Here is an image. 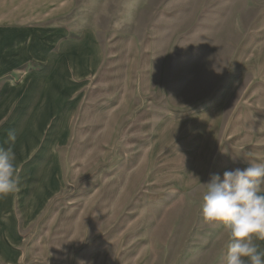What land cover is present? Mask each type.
Returning <instances> with one entry per match:
<instances>
[{
    "label": "rangeland",
    "instance_id": "rangeland-1",
    "mask_svg": "<svg viewBox=\"0 0 264 264\" xmlns=\"http://www.w3.org/2000/svg\"><path fill=\"white\" fill-rule=\"evenodd\" d=\"M17 27L31 28L0 38V73L29 57L46 59L49 71L23 82L0 147L33 143L29 130L50 111L62 112L51 131L59 137V75L67 62L86 72L56 146L61 183L25 231L47 232L42 262L224 264L227 233L202 216L203 183L246 161L264 164V0H0V30ZM62 33L81 39L61 43L55 58L50 44ZM39 67L0 75V114L20 89L2 97L4 85ZM43 153L30 171L40 198L57 184L55 154L48 149L42 166ZM26 176L20 187L31 184Z\"/></svg>",
    "mask_w": 264,
    "mask_h": 264
},
{
    "label": "crops",
    "instance_id": "crops-1",
    "mask_svg": "<svg viewBox=\"0 0 264 264\" xmlns=\"http://www.w3.org/2000/svg\"><path fill=\"white\" fill-rule=\"evenodd\" d=\"M31 27H17L13 28L11 30H8V32H3V30H0V38L2 39L3 35L6 33H10L14 30H26ZM43 28V27H41ZM45 30H48L47 28H44ZM60 29V28H59ZM63 34L60 35L52 44H50L49 52L50 54L53 55L55 58H62L63 57V51L60 49V44L67 42L69 40L72 41H79L80 39H75L74 37L72 39H63ZM82 37V36H81ZM95 41V39H94ZM68 43V42H67ZM96 44V42H95ZM97 59V55L95 57V62ZM27 62H33L36 64H40L39 69L36 70H30L25 73H27L26 77L23 78V80L20 83H12V82H7L4 85V88L1 91V94L3 92V96H5L6 90L9 89L11 86L13 87H18L19 92H17L15 95L12 96V100L10 104L8 105L7 109H5L3 112L0 114V121L4 120L2 124L0 125V135L3 132V127L7 123L8 119L10 116L14 113L15 110L18 109L19 107V102L22 98V93L21 88L23 82L30 81L31 78L33 77V74H38V72H48V68L46 65L47 60L46 59H41L37 60L32 57L26 58L20 63L15 64L19 65L22 63H27ZM14 66L10 68H14ZM95 66V63H94ZM94 66L92 69H89L87 72L90 70L94 69ZM8 68L6 71H9ZM4 72L0 73L3 74ZM86 73V72H85ZM84 73V74H85ZM32 74V75H31ZM80 73H76L75 69L67 62L66 65V74H60L61 81L65 83L66 91L63 95V98L59 100V96L57 94L56 96V102L59 104V106L67 108L66 115L64 116V124L62 129L60 130V136L59 137H53L52 134V129H53V124L62 114L58 113L57 111L53 112L50 111L48 116L44 118V121L41 125L40 128H36L34 133H31L29 130V136H32V134L35 136L33 143H21L19 146L15 147L16 150L14 151L16 154V165L17 169L19 171L20 179L22 181V175L26 176V172L29 173L28 176H26V179L29 181V186H23L20 187V190L14 194H11L8 196L7 200V206L5 205H0V264H48L45 262H42L43 259L45 260V256L47 257V248L45 246V243L47 241H43L44 237H47V232H39L38 235H35V232H25L26 229L30 226V222L32 220V216L34 213L40 209V207L43 206L45 201L48 198V195L51 194V192L55 191L60 183H61V169H60V162L57 158L56 154V146L57 144H61V142L64 141L66 137V125L69 123L70 120V111L73 110V107L70 109V107H67L68 103H71L72 105L74 104L75 100L73 99L72 94L76 91L77 89V78L81 75ZM43 75V74H41ZM44 76V75H43ZM36 77V75L34 76ZM67 81V83L65 82ZM62 89H59L58 92L60 93ZM37 103V98L30 102L29 104V110L26 112V114H23L22 116L25 117L23 119L24 123H26L27 119L30 120V123L33 121L32 120V110L35 107V104ZM13 106V111H9V108ZM11 108V109H12ZM8 111V112H7ZM11 112V113H10ZM9 115V116H7ZM5 116L6 119H5ZM17 115L13 117L14 122L18 121L17 120ZM22 117V118H23ZM20 119V118H18ZM52 123L51 128L48 130V125ZM25 124L21 123V126H24ZM49 133L51 134L49 136ZM49 136V137H48ZM48 149L52 150L55 154V159H56V169L54 171V176L56 177L57 184L55 185V188L51 189L48 194H45L43 198H40L38 195V191L40 192V188L38 191L36 190L35 184H40V179L37 177L39 174L36 175H31L30 171L32 168V161H35L38 159V154L41 152H44L42 157H40V162L42 166L49 165L48 161L49 160V155H47ZM52 164V162H49ZM31 166V167H30ZM21 185V183H20ZM33 195V198L31 197ZM30 204H34L33 207H30ZM28 208V211H27ZM224 232L227 233V242L224 248L225 251V257H224V264H227L226 262V254H227V245L229 242V232L228 229L224 225ZM255 242L259 245L260 250L264 251V240H255ZM39 252V254L37 253Z\"/></svg>",
    "mask_w": 264,
    "mask_h": 264
},
{
    "label": "clouds",
    "instance_id": "clouds-1",
    "mask_svg": "<svg viewBox=\"0 0 264 264\" xmlns=\"http://www.w3.org/2000/svg\"><path fill=\"white\" fill-rule=\"evenodd\" d=\"M15 129L7 131L14 142ZM246 167L211 174L205 184L202 216L223 223L229 232L227 264H264V251L255 240H264V164L246 161ZM16 154L0 147V199L20 190Z\"/></svg>",
    "mask_w": 264,
    "mask_h": 264
}]
</instances>
